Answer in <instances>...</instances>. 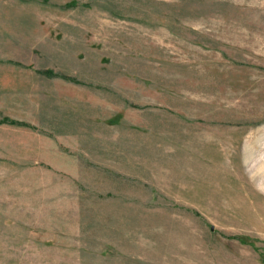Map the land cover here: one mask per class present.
<instances>
[{"label": "rangeland", "instance_id": "374dc122", "mask_svg": "<svg viewBox=\"0 0 264 264\" xmlns=\"http://www.w3.org/2000/svg\"><path fill=\"white\" fill-rule=\"evenodd\" d=\"M257 158L264 0H0V264H264Z\"/></svg>", "mask_w": 264, "mask_h": 264}, {"label": "bare ground", "instance_id": "6f19581e", "mask_svg": "<svg viewBox=\"0 0 264 264\" xmlns=\"http://www.w3.org/2000/svg\"><path fill=\"white\" fill-rule=\"evenodd\" d=\"M248 150H249V155L247 156V159L245 156L244 157L246 160H248V162H250L249 159L251 160L253 159V157L255 156L256 150L253 151V147H249V146L246 148V151ZM255 161H257L258 163H257V166L255 167V170L252 172V175L254 178L258 180H264V159L257 158Z\"/></svg>", "mask_w": 264, "mask_h": 264}, {"label": "trees", "instance_id": "16d2710c", "mask_svg": "<svg viewBox=\"0 0 264 264\" xmlns=\"http://www.w3.org/2000/svg\"><path fill=\"white\" fill-rule=\"evenodd\" d=\"M7 62H10V60H9V61H7ZM46 73H47L48 75H50V76L52 75V74H50V73H49V72H47V71H46Z\"/></svg>", "mask_w": 264, "mask_h": 264}]
</instances>
